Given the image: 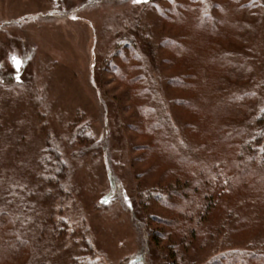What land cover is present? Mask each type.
<instances>
[{
    "label": "rangeland",
    "instance_id": "obj_1",
    "mask_svg": "<svg viewBox=\"0 0 264 264\" xmlns=\"http://www.w3.org/2000/svg\"><path fill=\"white\" fill-rule=\"evenodd\" d=\"M178 3L186 5L190 22L195 17L217 34L222 27L205 18L209 13L218 17L214 6L224 9L219 20H227V30L213 53L232 66L221 91L213 93V103L247 97L248 109L236 108V114H245L240 125L246 128L264 108V0H0V178L3 171L18 169L16 157H26L25 165L34 162L47 140L59 144L70 162L65 192L44 185L32 195L40 204H31L27 212L31 250L23 264H70L81 255L83 238L101 253L103 264H127L128 257L136 264H164L146 247L120 192L129 198L137 185L142 189L151 184L145 177L153 176L144 177L146 160L136 149L142 139L132 127L140 122L139 111L129 86L113 69L125 66L122 56L136 63L143 77L140 86L150 100L148 114L163 120L177 145L191 147L182 128L185 111L175 103L185 92L168 82L194 80L187 78L190 70L179 68L181 58L165 61L169 51L161 46L186 33L185 22L169 18L175 14L171 6ZM212 38L208 43L217 42ZM84 125L97 141L95 148L74 137ZM39 210L50 213L53 222L66 223V229L38 230L32 222ZM262 221L237 236L222 229L215 241L196 252L193 264H206L223 253L233 256L236 250L264 252Z\"/></svg>",
    "mask_w": 264,
    "mask_h": 264
},
{
    "label": "trees",
    "instance_id": "obj_2",
    "mask_svg": "<svg viewBox=\"0 0 264 264\" xmlns=\"http://www.w3.org/2000/svg\"><path fill=\"white\" fill-rule=\"evenodd\" d=\"M185 6L184 3L171 6L170 11L175 14L169 18L177 16L185 22L186 33L182 38L166 40L161 46L169 51L164 58L166 62L181 58L183 65L179 68L192 71L187 73V78L192 77L194 83L179 79L168 82L185 92L175 103L183 106L185 111L182 128L187 130L191 147L177 145L171 134L164 130L163 120L152 119L148 114L151 112L147 107L150 100L145 87L140 86L143 77L138 72L139 66L122 56L125 66L113 69L117 79L129 86L132 103L139 111L140 122L132 127L142 139L136 149L141 150L140 159L146 160L144 177L149 173L153 176L145 177L151 184L142 189L137 185L129 198L120 192L128 200L125 205L135 225L143 231L146 247L153 249L155 258L164 264H193L198 255L196 252L207 241H215L222 229L227 228L228 234L237 236L263 224L264 220V108L245 128L240 125L245 114L239 116L236 108H243L245 112L247 97L241 96L227 104L213 103V93L221 91L220 85L223 86V80L228 78L231 65L222 55L214 56L213 53L227 30L223 27L227 20H219L220 12L225 11L220 5L219 9L214 6L218 17H210L209 13L205 18L212 26L222 27L221 34H217L215 28H206L195 17L190 22L191 13ZM212 37L216 43H208ZM206 46L209 47L202 55V48ZM127 69L129 75H126ZM215 73L217 78H213ZM192 115L198 118L193 119ZM74 137L95 148L93 145L97 141L89 126L84 125ZM60 148L59 144L47 140L34 162L25 165L26 157H16L18 169H12V173L2 172L0 261L7 262L13 257L9 264H23L28 259L31 246L26 225L31 217L27 212L31 204L36 207L40 204V200H33L32 196L37 194V188L45 185L50 189L55 185L65 192V187L70 185V162ZM39 211L40 215L32 222L38 230L48 228L49 232L56 230L59 233L66 229V223L53 222L50 213ZM79 230L83 234L86 232L82 223ZM81 245V255L72 258L70 264H103L101 253L90 239L83 238ZM130 258H126L127 264L138 263ZM206 264H264V252L251 249L241 254L236 250L233 256L219 254Z\"/></svg>",
    "mask_w": 264,
    "mask_h": 264
},
{
    "label": "snow or ice",
    "instance_id": "obj_3",
    "mask_svg": "<svg viewBox=\"0 0 264 264\" xmlns=\"http://www.w3.org/2000/svg\"><path fill=\"white\" fill-rule=\"evenodd\" d=\"M140 0H133V3H139ZM13 62L18 66L19 65V61L15 59V57H13ZM107 201H105L106 203Z\"/></svg>",
    "mask_w": 264,
    "mask_h": 264
}]
</instances>
